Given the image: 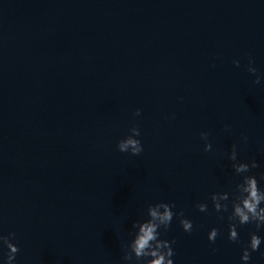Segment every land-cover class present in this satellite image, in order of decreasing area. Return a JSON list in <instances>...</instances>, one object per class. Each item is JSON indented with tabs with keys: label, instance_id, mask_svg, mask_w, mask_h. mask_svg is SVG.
Segmentation results:
<instances>
[{
	"label": "water",
	"instance_id": "water-1",
	"mask_svg": "<svg viewBox=\"0 0 264 264\" xmlns=\"http://www.w3.org/2000/svg\"><path fill=\"white\" fill-rule=\"evenodd\" d=\"M132 126L135 156L116 149ZM233 144L264 173V0H0V232L16 264H121L131 221L158 201L193 223L174 216L164 235L174 264H241L264 228L227 240L207 199L239 179Z\"/></svg>",
	"mask_w": 264,
	"mask_h": 264
},
{
	"label": "clouds",
	"instance_id": "clouds-1",
	"mask_svg": "<svg viewBox=\"0 0 264 264\" xmlns=\"http://www.w3.org/2000/svg\"><path fill=\"white\" fill-rule=\"evenodd\" d=\"M233 65H239V61L233 59ZM246 70L254 74L253 83L261 80L258 70L252 66V60H248ZM133 116L140 115V109H135ZM225 129L229 126L224 125ZM199 136L203 143V150L209 151L212 145L208 141L207 131H201ZM140 131L132 126L128 134L116 141V149L121 153L138 155L143 146L139 139ZM244 140L247 137H243ZM227 159L231 161V169L238 181L232 190L211 192L207 199L210 200L212 209L219 218L227 221L226 238L236 243L240 242L237 225L253 224L257 230L264 228V185H258L257 176L264 180V173L253 174L250 170L258 167L255 160L247 162L237 160L236 147L233 144L227 153ZM208 205L205 202H197L195 208L200 212H206ZM171 202L158 201L149 203L143 213V218L132 220L128 229L127 238L121 244V264H174L175 251L174 239L164 238L165 233L175 216L180 229L185 233L193 231L192 220L185 217L182 210H174ZM218 236V229L210 227L206 232V239L213 243ZM15 234L7 235L0 232V264H16L15 255L18 252L17 245L13 242ZM262 244V237L255 231L248 233L246 244L240 248L239 261L241 264H249L250 254L257 252ZM259 255L264 259V249H260Z\"/></svg>",
	"mask_w": 264,
	"mask_h": 264
}]
</instances>
